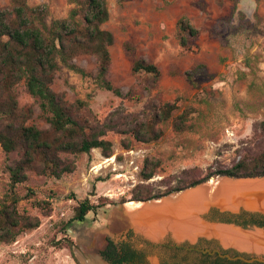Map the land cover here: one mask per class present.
I'll return each mask as SVG.
<instances>
[{
	"label": "rangeland",
	"instance_id": "1",
	"mask_svg": "<svg viewBox=\"0 0 264 264\" xmlns=\"http://www.w3.org/2000/svg\"><path fill=\"white\" fill-rule=\"evenodd\" d=\"M26 2L31 8L47 7L48 25L67 18L73 8L69 0ZM11 3L0 0V9ZM106 5L109 18L101 29L114 37L107 77L122 97L97 85V61L89 55L73 59L87 76L61 65L52 89L68 104L81 103L78 113L85 125L105 127L103 139L111 143L112 155L105 158L97 149L76 157L62 155L75 167L59 179L28 172L27 181L16 188L23 198L18 210L40 224L13 243H0V264H91L115 207L128 200L136 186L150 184L163 192V182L185 169L229 166L249 144L254 126L264 121V0H106ZM181 17L199 32L190 51L178 43L176 22ZM126 43L132 51L125 50ZM135 59L154 64L160 77L134 75ZM15 90L19 106L33 109L28 124L47 128L38 100L22 83ZM166 103L175 104L172 116L192 110V131L174 132L171 119L157 124L162 135L155 141L138 142L126 131L150 120ZM260 139L249 145H264V135ZM17 159L16 153L6 155L0 147V199L9 188L7 167ZM145 160L158 162L146 182L141 178ZM29 190L32 195L25 197ZM85 199L95 206L103 200L106 204L89 213L85 223L67 225ZM38 201L48 205L38 208Z\"/></svg>",
	"mask_w": 264,
	"mask_h": 264
},
{
	"label": "trees",
	"instance_id": "2",
	"mask_svg": "<svg viewBox=\"0 0 264 264\" xmlns=\"http://www.w3.org/2000/svg\"><path fill=\"white\" fill-rule=\"evenodd\" d=\"M132 0H116L122 4ZM73 5L65 19L52 20L47 24L46 6L31 8L26 0H12L10 8L0 9V147L9 155L16 153L18 159L7 167L9 188L0 199V243H13L25 232L36 229L40 221L18 210L23 199L16 188L27 181L28 172L39 176L59 179L74 171L73 160L62 155L76 157L89 154L97 149L102 156L112 155V145L103 139L105 127L92 128L79 118L81 103L68 104L62 96L52 89L54 78L60 66L80 74H88L78 68L73 59L89 55L96 59L97 67L94 80L104 91L122 97L120 89L108 79L111 64L109 48L114 43L111 32L101 29L109 18L106 0H69ZM177 39L183 51H190L198 30L190 21L181 17L176 22ZM125 50L133 48L127 43ZM131 71L134 75L147 74L154 79L160 77L158 68L142 59H135ZM194 74L198 71L194 70ZM23 84L25 91L38 100L44 114L47 128L41 129L28 124L33 115L31 106H19L16 87ZM175 104L166 103L159 107L148 121L136 122L126 131L138 142L155 141L161 137L157 124L171 119V128L176 133L192 131L189 123L191 109L172 116ZM264 135V121L256 124L249 144L255 143ZM247 145L239 150L238 159L229 166H215L203 170L192 167L163 182L166 189L156 191L150 184H139L125 202H141L159 199L172 193L200 185L219 177L235 179L264 177V145ZM157 161L145 160L141 171L142 181L150 180L156 169ZM28 195H32L29 190ZM106 200L93 205L85 199L74 208L70 223H85L89 213H95L104 206ZM41 208L48 204L38 201L34 204ZM71 250V244L67 246ZM100 252V251H99ZM74 258L73 254L71 253ZM76 261V260H75ZM77 262V261H76ZM78 264V263H77Z\"/></svg>",
	"mask_w": 264,
	"mask_h": 264
},
{
	"label": "water",
	"instance_id": "3",
	"mask_svg": "<svg viewBox=\"0 0 264 264\" xmlns=\"http://www.w3.org/2000/svg\"><path fill=\"white\" fill-rule=\"evenodd\" d=\"M220 178L117 205L91 264H264V177Z\"/></svg>",
	"mask_w": 264,
	"mask_h": 264
},
{
	"label": "bare ground",
	"instance_id": "4",
	"mask_svg": "<svg viewBox=\"0 0 264 264\" xmlns=\"http://www.w3.org/2000/svg\"><path fill=\"white\" fill-rule=\"evenodd\" d=\"M206 183H207V182H206ZM174 195H175V194H174ZM125 203H129V202H125ZM125 203H124V204H125Z\"/></svg>",
	"mask_w": 264,
	"mask_h": 264
}]
</instances>
